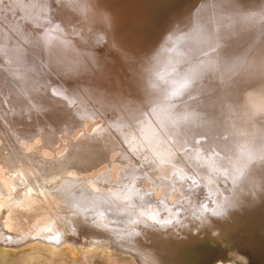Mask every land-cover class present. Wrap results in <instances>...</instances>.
Listing matches in <instances>:
<instances>
[{"label": "rangeland", "instance_id": "obj_1", "mask_svg": "<svg viewBox=\"0 0 264 264\" xmlns=\"http://www.w3.org/2000/svg\"><path fill=\"white\" fill-rule=\"evenodd\" d=\"M240 1L245 3L251 1L256 2L257 0ZM230 2L231 0H217L215 2L214 0H60V2L57 3V0H0V130L15 138L14 135L17 136L19 131H23L27 128L28 122L31 123L32 121V123H36L35 120L37 121L41 114L43 116L41 121L49 122L57 132H59L58 128L66 131L63 133L60 131V136H57L62 142L58 139V143L57 139V141L53 139L55 140L52 142L54 146L50 144L53 149L57 145L58 150L55 151L49 147L48 149L50 150H47V152H52L54 155H57L58 152H61L60 150H66L64 155H69V148L72 145H70L69 141L71 142V139L75 137L72 135H76L80 140L83 137L82 135L88 131L92 132V135H97L100 133L99 131L104 129L107 130L108 128L118 132L121 130V124L117 125L115 128L117 119L122 120L123 118H125L124 125L126 126L134 127L136 123L138 126L144 125L148 121L147 115L150 114L148 110L152 108V105L158 106L157 109H159L161 113L171 107L168 105L169 102L175 100L173 99L174 96L169 93V87H171L169 84L171 83L168 81L171 80L165 78L170 70L168 72L166 69V75L163 76V79L157 77V82L153 80V77L156 76L153 74L156 70H159L158 66L162 64L160 63L161 61H159V57H161L165 63H169V60L173 61V63L169 65L173 66V71H176L178 66H180L176 58L181 57L182 62H180L185 65L196 55V47L199 46L197 47L198 50H200V47L205 49V60H201V62L198 60L199 63H196L197 69H193L196 76L200 75L197 76L196 79L210 88V98L219 102L218 106H216L215 103H213L212 106V115L210 117L212 120L214 119L215 126L213 125L211 131L213 133L218 132L219 136H221L220 141L224 142L227 147L234 148L235 155L237 154V158L241 163L242 159H246L247 155L251 154V151H248V147L255 148L257 145L259 147L261 146L260 149L262 145L264 147V141H261L262 144L257 142L258 139L256 136L258 128H260L258 127L259 124L264 122V113H260L256 103V99L262 101L261 97L264 95V66L260 67L257 65L258 63L254 61L255 53H253V49L260 50L262 48V51L264 48L260 45V48L256 46L257 43H251L252 39L257 34L256 31L255 33L253 31V24L250 26L248 24L247 26V23H240L239 30L240 33H242L241 36L243 40L246 38L247 41H238L234 29V22L232 23V18L227 19V12L230 11V7L226 4ZM245 7L243 6L242 9ZM193 10H195V15H193ZM245 11H247V9ZM197 17H199V19H197ZM260 19L262 20V16H260ZM261 27L263 29H261L260 32L264 31V23L261 24ZM198 28H203L201 30L205 32L202 42H199L200 44L197 43L200 41L196 40L198 38L197 36V38H195L194 35L190 36L192 33L194 34L196 31H200L197 30ZM244 29L245 31H243ZM175 31L179 33L184 32L186 37L178 39L169 53H163V47L166 46L165 42L168 41V34L174 33ZM245 33L247 34L245 35ZM251 33H253L252 35H254V37H251ZM191 37L195 39L194 42H197H192L193 39H191ZM250 37L251 41L249 40ZM185 43L189 44L186 45ZM201 43L203 47L200 46ZM184 44L186 45L185 47L183 46ZM194 44H197V46ZM252 44L255 45V47ZM193 45L194 48L192 49ZM187 46H190V50L189 48L187 49ZM251 47L254 48L251 50L249 49ZM161 48H163L162 54H160ZM191 49V54L196 52L193 57L190 54ZM193 50L195 51L193 52ZM250 51L252 53H250ZM187 54H190L188 55L189 58L183 61V59H186ZM201 54L199 53V55ZM252 59L254 63H252ZM248 61L249 64L251 63L250 65ZM251 70H253V72ZM186 75H188L186 72H178L176 74L178 79ZM149 76L156 85L148 81ZM255 79L261 81L258 85L259 87ZM179 80L181 81L183 79ZM174 82L175 80L172 83L171 89L175 88L173 87L174 85L176 88L180 85L178 81ZM157 83L164 86L163 90L160 89ZM151 87H153V90ZM154 88L159 94V99L161 101L154 99L153 96L156 95ZM43 100L45 103L47 102L49 104H45ZM57 104L58 107L56 106ZM63 107L65 113L81 111L82 114L80 115L84 116L80 122V118L77 120L73 119L75 114L69 117V122L71 123L70 128L73 131L65 127L64 124L61 126L56 125L49 118L55 115V111L57 112L58 108L61 109ZM216 111H218V119L215 118L217 116ZM34 112L36 116H34ZM206 114L208 117L210 112L207 110ZM106 117L108 119L113 118V121H107ZM130 121L136 123H131ZM67 129L70 130V132L67 131ZM128 129L129 128L126 127V132H128ZM140 129L141 128L138 130ZM78 132L79 134L77 135ZM81 132L82 134H80ZM174 133H179L182 139L179 140L185 145L187 144V146L184 149H175L169 157L171 160L167 163L156 160L151 150L148 151L149 159L145 160V163L140 161L139 156L135 158V155H133V153H135L133 152L134 150L137 154L139 147L131 145L133 142L131 141L133 138L132 134H128L126 138H123L120 136L121 132L119 135L116 133H109L114 145L112 143L110 144L114 147H108L106 152L109 151V148L110 151L108 156H106L107 158L101 156V160L105 158V162L102 161L104 164L102 163L97 169L95 168L92 170L94 175L92 174L91 177L96 178V170L101 176L104 174V169H106L105 174L108 172L111 173L114 170V173H108L109 175L106 176L111 180L115 177L114 182H116L117 179L116 184L122 187H124L126 183H130L129 185L132 187V190H127L130 191L128 192L130 195L127 199L129 197L132 198L128 200L130 202L126 200L128 203H131L132 200L138 202H141V200L145 201L146 196H153V199H160V201L162 200L164 202L167 200L168 203L169 200H173V203L171 201L170 203L174 205L180 203V206H183L180 207V209L183 208L186 215H192H190L191 219L188 218L187 220L186 218L188 221V228L192 234H194L195 231H197V234H201L202 228L199 229L201 225L195 229L194 225L200 224V222L195 223V220L199 216L203 217V214H205L204 209L208 211L210 209L211 212L216 210V212L211 214L213 218L216 217L215 219H212V216H205L206 219L207 217L208 219H204V221L210 222V225L204 222L208 231L210 230L209 228H213L212 225L217 226L220 220L225 219L227 223H224L227 225H223L224 223H222L220 228L228 229L230 227V230H228L232 233L235 229L237 230L238 228L241 229L244 227L243 221L250 216L249 212H255L256 214L253 216L262 219L259 222L260 227L257 229V238L261 239L264 235V201H262V199H264V193L262 192L264 186L261 185V182L255 180H258L257 177L264 180V178H262L264 175L261 176L258 174V162L254 161L250 169L248 168L249 174L248 176L245 175L246 178L242 180H246L245 184L247 187L246 189H242L241 186L235 183L236 181L233 182V180V183L228 181L230 175L226 173L225 170L221 169L220 166L211 169L209 166L211 163H207L209 159L213 164L215 158L213 155L218 154L216 151L218 150L217 148L223 150L219 145L216 146L214 142L216 139L212 138L213 135H211V133H204L207 138L203 135V137H205L202 140L203 142L205 140H207V142L213 140L214 145H212L213 142L211 141L208 143H212V146L208 148H206L208 144L205 147L202 146L203 155L205 153L207 155V152L209 155V157H203L202 161L199 158L201 155L199 150L196 147L188 146V126L177 129ZM136 134V137H138V131ZM158 136L159 135H157V137ZM98 137L99 136H94V139H86L90 141L101 140L100 142L104 143V147L102 143L100 147L102 146L103 148L101 147L99 150H102L98 151V149H96L97 144L99 146L100 142L95 145L96 147L94 149L98 152H102L111 139L109 140V137H104L95 140ZM208 137L211 139L208 140ZM38 138H28L24 142H27V145L30 147H34L36 144L35 142H37L35 139L38 141L40 140V138ZM197 139L194 142L200 144V139ZM163 140L164 139L159 138L157 143L154 144L155 149H160L161 153L164 151L161 150L158 143H163ZM173 140V137H169L168 142L173 143ZM41 143L40 147L42 148L44 142L41 141ZM47 144L49 145V143H46V145ZM63 144L66 147H64ZM21 145L23 144L21 143ZM82 147L83 146L77 147V152L80 151ZM126 148L129 149L127 150ZM245 148H247V150ZM33 149L34 148H32L31 151ZM86 149L91 150L88 147ZM130 149L131 151H129ZM155 149H153V151ZM261 150L262 151L259 150L258 153L260 152L262 157H264V153H262L264 152L263 148ZM131 152L132 154H130ZM211 152L214 154L212 155ZM125 153H128L133 159L129 158L128 161V158L125 157L127 154ZM104 154L105 152L103 151V155ZM210 154L212 156H210ZM74 155H78L75 156L77 158L79 157V153H75ZM261 155H259L260 158H262ZM148 161H150V163ZM184 161H195V163L198 162L199 164L203 162L202 165H204L207 170L204 171L200 169V171L203 173L202 175H205L206 184L201 182L198 173L190 169L188 170V174L187 172L186 174L183 172L184 175H187V181L189 180V183L186 182L185 186L182 185L183 182L171 183L165 179V176H162L164 173L161 169H163V167L172 166V170H174L169 171V179L175 177V174L181 171L178 170L181 169V167L177 162L187 163ZM122 162H125V164ZM139 164L142 166L139 167ZM224 164L227 165V163ZM130 165L131 167H128ZM134 165L139 167L140 170L142 168L144 173L141 174L143 171L135 169L136 167ZM124 167H127V170ZM132 167L136 171L133 169L134 172L130 171L129 168ZM117 169L119 171H124L125 169L127 174L125 173V175L123 173V176H120L121 173L117 171ZM2 170L0 168V172H2ZM137 170H139L138 177L136 176ZM87 172L89 175H86V177H89L92 172L91 170ZM112 174H114L113 178L111 177ZM128 174L133 175L129 176ZM97 176L99 177V175ZM121 177L123 178L121 179ZM140 179H145L146 181L144 180V182L142 180V182L149 187L147 188L146 185L142 187L140 185L141 187L137 188L139 193H137L135 191L138 190H134V186H131V182H138ZM174 179H176V181L178 180V178ZM160 181L166 182L163 184L164 187H162L163 182L161 183ZM210 182L213 183V186L211 185L209 187L216 191L215 195H212L213 191L208 187ZM122 183L125 184L123 185ZM175 184L181 186L179 187ZM169 185H171L170 187L172 189L170 188L169 191L172 190V194L170 193L169 195L167 190V194H165L166 192L163 190L162 192H165V195H161L162 188L165 189L166 187L167 189ZM11 188H13V186ZM140 189L141 192L143 190V193H140ZM185 189L188 191L192 189V192L190 193ZM230 189H233V191L231 190L232 193L227 192L230 191ZM182 190L186 191V193H190L188 198L186 193H183ZM195 190H197V193L194 192ZM158 191H160L161 194ZM198 191H202V193ZM181 192L184 194L182 198L180 195L182 194ZM133 193L134 195L136 194V197H134ZM131 195L134 198L131 197ZM174 195L177 196L175 197ZM218 195L219 197L221 196L224 201H227V199L228 201L223 202ZM165 196L166 198H164ZM178 196L180 201L176 199ZM0 197H2V195H0ZM4 197L10 198L11 196L4 195ZM137 197H141L142 199ZM217 198L219 200H217ZM213 199L214 201H212ZM192 200L193 202H191ZM217 201L219 204H221L220 202L224 204L219 206ZM116 204L118 205L120 203ZM111 206L114 210L116 209L115 212ZM111 206L101 205L100 207L106 208V210L108 209L107 211L110 210L108 213L105 209H98L97 213H88L86 216L87 220L78 222L79 227V223H81L87 228H81L79 231H71V233H67L68 235L65 234L68 237H65V235L63 239H61V237L58 240V242H60L58 245L49 244V242L44 241L41 236H36L35 238V234L34 236L33 234H29L28 237L20 242L6 241L5 244H8V246L2 244L4 242L0 241V264H139L136 258L139 256L134 251L132 252L134 256L129 253H124L126 249L121 245L126 239L120 240L113 234H109L108 236L105 234L101 235L100 232L98 233V230H95L98 229L95 223H104V220L101 221L97 217L101 211L109 215L113 213L115 218L113 220H121L122 224L126 223L124 220H127L128 217L125 216L130 215L129 211L126 210V206L118 205L117 207L115 204ZM109 207H111V209H109ZM217 207L219 209H217ZM230 210L234 211L232 212ZM202 211L204 212L202 213ZM217 212L220 214L217 215ZM236 217H243L241 219L238 218V220H243H234V222L233 219ZM31 221L29 223L35 226ZM240 222H242V227H238V225H241ZM236 224L237 228H234ZM112 225L108 228L115 231H126L133 228L129 227L126 229L123 227L124 225H120L119 222H113ZM91 226H94V229ZM89 227L90 230L92 228L91 231L88 229ZM231 228L234 230H231ZM226 229L221 231L218 235L226 233L225 231H228ZM79 232H82V234ZM89 232H91L95 238H99L103 242L108 239L105 245H110L103 248L95 244V247H92L98 240L93 241L89 239ZM213 233L211 234L212 236ZM211 235L207 237L209 241ZM201 236H204V234H201ZM241 239H243V237H241ZM263 256V253H260L261 259L258 263L257 259H255L245 264H264V262H262V259H264ZM111 258H115L116 261L112 262Z\"/></svg>", "mask_w": 264, "mask_h": 264}, {"label": "bare ground", "instance_id": "obj_2", "mask_svg": "<svg viewBox=\"0 0 264 264\" xmlns=\"http://www.w3.org/2000/svg\"><path fill=\"white\" fill-rule=\"evenodd\" d=\"M215 1H217V0H214V2ZM226 5H228L230 7V9H229L230 11L227 12V19L232 18L231 21H232V23L234 22V26H235L234 29H235L236 38L238 39V41H240V42H244V40L247 41L246 38H244V40H243V37L241 36L242 33H240V30H239L240 29V23H247V26H248V24H249V26L251 24H253L252 26L254 27V30L253 29H251V30H253L254 33L256 31L257 34L254 37V35H252L253 33H251V35H252L251 37H254V38L251 41V37H250L249 40L251 41V43L252 42L257 43L256 46L259 47V45H260L261 47L264 48V31L260 32V30L263 29L261 27V24L264 23V0H257L256 2L251 1V2H245V3L241 2L240 0H234V1L231 0V2L229 4H226ZM243 6L244 7L246 6V7L244 9H242ZM246 9H247V11H245ZM256 13H258V14H256ZM260 16H262L263 21L260 19ZM201 29H203V28H198L197 30H200V31H198V32L196 31L194 34L192 33L190 35V36L194 35L195 38L198 37L196 40H200V41H198V42L196 41L197 43L202 42L203 35H205V32H203ZM243 31H245V29ZM182 33L175 31L174 33L168 34L169 35L167 38L168 41L165 42L166 46L163 47L164 48L163 53H169L171 51V48L176 44V41L178 39L186 37L185 33L184 32H182ZM246 34L247 33H245V35ZM190 36H189V38H190ZM191 39H193V38L191 37ZM194 40L195 39H193V41L192 40H190V41L194 42ZM196 42H194V43H196ZM185 44L183 45L184 47L189 43H187L186 45ZM194 45L197 46V44H194ZM194 45H193L192 49L194 48ZM200 46L203 47V44L201 43ZM253 46L255 47V45H253ZM189 47L187 46V49ZM197 47H199V46H197ZM197 47H196L197 53L194 52L195 50H193L194 53L191 54L192 49L190 51L191 56L193 57V55L196 53V55H194V57L195 58L197 57V58L195 59L193 57L192 60H189V62L186 63L185 65H183V63H181L182 62L181 57L176 58L177 62L180 64V66H178V69H176V71H173V69H172L173 66L169 65V64L173 63V61L169 60V63H165L162 60V58L159 57V61H161L160 63H162V64L160 66H158L159 70L155 69L156 71L153 75H156V76L153 77V80L155 82H157V80H158L157 77L159 79H161V78L163 79V76L166 75V73H165L166 69L168 72L170 70L169 74L167 73L168 75L165 77V78H167V80H171V81H168L169 83H171V84H169V86H171V87H169V93L170 94H172V92L175 89L179 88L180 85H178V84H181L183 82V80H181V81L179 80V79H183V78H179V79L177 78L176 74L178 72L179 73L186 72L188 74H194L195 79L191 82L189 87L181 90L180 95L173 97V99H175V100L172 102H169L168 105L171 107L168 108L165 112H163L161 110L162 112L160 113L159 109H157L158 106L152 105V108L150 110H148L150 114H148V112H147L148 121L144 125L138 126L136 122L130 121L131 123L132 122L136 123V124H134L136 126H134V127L126 126V125H124L125 118H123L122 120L117 119V122H116L117 124L115 125V128L117 125L121 124V127H120L121 130H119L118 132L113 131V129H111V128L110 129L108 128L107 130L104 129L102 131H99L100 133L97 135H92V132L88 131L82 135L83 137L80 140L77 138L76 135H72L75 137H73V139H71V142L69 141L70 145L72 144L70 146V148L68 147L70 150L69 155H64L66 150L62 151V150H60V148H59V150L61 152H58L57 155H54L52 152H47V150H50V149L55 150V151L58 150L57 145H56L57 147L55 146L53 149V147H52L53 143L52 142L55 141L56 139L57 140L59 139V138H57V136L59 135L60 131H62V133L66 132V131H63L62 129L58 128L59 132H57L55 130V128L49 122L41 121L42 117H43L41 114L40 115L38 114L39 117H38L37 121L35 120L36 123H32V121H31V123L28 122L27 128L23 131H19V134L17 136L14 135L15 138L8 135V133L0 130V168H1V170L2 169L4 170V171L2 170V172H0V195H2V197H0V241L4 242L2 244L8 246V244H5L6 241L20 242V241L24 240L26 237H28L29 234L30 235L33 234V236L35 234V236H34L35 238H36V236H38V237L41 236V238L44 241L49 242V244L58 245L60 243V242H58V240L61 237H62L61 239H63L64 238L63 236L65 234H67V233L69 234V233H71V231H79V229H81V228H87L84 224L82 225L81 223H79L80 224V227H79L78 222L87 220L86 216L88 213H92V212L97 213L98 209H103V210L105 209L106 210V208H100L101 205L111 206V205L115 204L117 207H118V205L119 206H122V205L126 206V210L129 211L130 215L125 216V217H128L129 220L128 219L124 220L126 223L122 224L121 220H113V219H115L113 216V213H111V215H109V214H105L101 211V213H99V215L97 217L101 221L104 220L103 221L104 223H99V222L95 223L97 225V228H98L95 230H98V233L100 232L101 235L105 234L108 236L109 234H113V235L117 236V238H119L120 240L126 239V241H124L121 245V246H123L124 249H126L124 253L125 254L129 253V254L134 256V254L132 253L134 251L139 256V257L135 256L138 259L139 264L140 263H142V264H215V263H218V264H245L251 260L254 261L255 259H257V263L260 262V259H261L260 253H263V255H264V239H263L264 232L262 234L263 236L261 235L262 236L261 239L257 238L258 237L257 229H259V227H260L259 222L262 219L261 218H259V219L255 218L256 216H253L256 214L255 212H249L250 216L248 218H246L245 221H243L244 222L243 228H241V229L238 228L237 230L236 229L234 230L233 228H231V230H234V232L232 233L229 231L230 227L228 226L229 230L224 228V229L228 230V231H225L226 233H224L226 235H224L222 233L220 235H218L221 231L224 230L223 228H220V226H222V223L226 222L227 220L226 221H225V219L220 220V222H218L217 226L212 225L213 228H209L210 230L208 231L207 230L208 228L205 227V223H208V221L207 222H205V221L208 219L209 216H212L211 214L216 212V210H214V212H211V210L209 208H208L209 211L204 209L205 214H203V217L199 216V217H197L198 220L197 219L195 220V223L200 222V224L194 225V229L196 227H199V225H201V227L199 228V229L202 228L200 233L204 234V236H201V234L199 235V233L198 234L196 233L197 231H195V233L192 234L191 231L189 230L187 220H188V218L191 219L192 215L191 214H190L191 216L186 215L185 214L186 212H184L183 208L180 209V207H183V206H180V203L176 204L174 202L176 204V205H174V204L170 203L171 200H169V203L166 199H165L166 202H164L162 200L160 201V199L157 200L156 198H155L156 199L155 200V199H153L152 193H151L152 197L146 196V194H145V196H146L145 201L141 200V202H138V201L132 200L133 202L131 201V203H128V202H130L128 200H131L132 198L129 197L130 199L129 198L127 199V197L130 195L128 193L130 191H127V190L128 189L132 190V187H130V185H129L130 183H126V184L124 183L125 184L124 187L116 184L117 179H116V182H114L115 181L114 180L115 177L113 178L114 174H112V176H111L113 178V180L109 179L106 176V175L111 174L112 172L114 173V170L111 173L108 172L109 174L108 173L105 174L106 169L103 168L104 174H102V176L99 173H97V170H96V173H95L96 178L98 177L97 175H99L100 179H99V177L97 178L99 180L91 177L93 174L92 170L95 168L97 169L98 166L102 165V163L104 164V162H105L104 159L107 158L106 156H108L110 148L114 147V146H112L113 141H112V138L109 136V133H111V134L116 133L119 135L121 132L120 136L123 138L124 137L126 138L128 134H132L133 138L131 141H133V142L131 145L132 146L135 145L136 147H139L137 154H136V151L134 150L133 152H135V153H133V155H135L134 156L135 158L139 156L140 161L144 162L145 160H148L149 159L148 151L151 150L153 155H155L156 160H161L162 163H167V162H169V160H171V159H169V157L175 149L178 150V149L186 148L187 144L185 145L184 143H182L179 140V139H181L180 134L174 133V132L177 129H182V128L187 127V126H188V146L196 147L199 150V152L201 153V155L199 156L201 161L203 160V157H207V156L209 157L208 152H207V155L205 152H204L205 154L203 155L202 146L205 147L208 144V146H206V148H208L209 146L214 145V142H215L216 146L219 145V147H222L223 150H221L220 148H217L218 150H216V151L218 152V154H214L211 152L212 155L214 154L213 156H215V158L213 160V164H212L211 160H209V159L207 160L206 158L205 159L208 161L207 163H211V165L213 166L212 167L209 164L211 169L212 168L214 169L215 167L220 166L221 169L225 170L226 173H228L230 175V178L228 180L230 183H233L236 181L235 183L238 184L239 186H241L242 189H246V187H247V185L245 184L246 180L245 181H242V180L244 178H246V176H248V174H249L248 168L250 169L251 164L254 161L258 162V164H259V169H258L259 173L258 174L261 176L264 175L263 174L264 173V162H263L264 157H262L260 152L258 153L259 150L262 151L261 150L262 148L264 150L263 145H262L261 149H260L261 146L259 147L258 145H257L258 147L255 146V148L254 147L253 148L248 147V151L250 150L251 154H248V155L246 154L247 155L246 159H242L241 160L242 162L240 163L238 158H237V154L235 155L234 148L227 147V145L224 142L220 141L221 136H219L218 132L213 133L211 131V129L213 128V125L215 126L214 119L212 120V118L210 117L212 115V106H213V103H215V105L218 106L219 102L214 100V99H211L210 98L211 89L208 88L203 82H199L196 79V77L200 76V75L196 76V74L194 73L195 71L193 69L194 68L197 69L196 63L201 62V60H203V61L205 60L204 59L205 58L204 57L205 49H202L200 47V50H198ZM254 47H251L249 49L252 50V48H254ZM163 48H161L160 54H162ZM261 49L260 50L259 49L258 50L253 49V53H255V56L253 55L255 57L254 61H256L258 63L257 65H259L260 67L264 66V49L262 51H261ZM189 50H190V48H189ZM254 50H255V52H254ZM198 51H200V52H198ZM199 53L200 54L202 53V54L199 55ZM250 53H252V52L250 51ZM190 54H187L186 59H183V61L187 60L189 58L188 55H190ZM197 54H198V56H197ZM198 60H199V62H198ZM252 61H253V59H252ZM254 61L252 63H254ZM248 64H249V61H248ZM250 67H249V69H250ZM260 67H258V68H260ZM251 71L253 72V70H251ZM252 75H253V73H252ZM153 80L149 76L148 81L152 82ZM174 80H175V82L178 81V84H177L178 87L176 88V86L174 85L173 87H175V88L171 89L172 83ZM255 81L257 83V86L259 85V83H261V81H258L256 79H255ZM152 83L154 85H156L154 82H152ZM157 85L160 86L161 90H163L164 86H162L159 83H157ZM154 87H156V86H154ZM151 89L153 90V87H151ZM155 90L156 89L154 88V92L156 93V95L153 96L154 99L161 101L159 99V94ZM261 100L262 101L256 99L257 109L260 111V113L261 112L264 113V95H263V97H261ZM44 103H45V101H44ZM47 104H49V103H47ZM56 106L58 107V104ZM154 106H156V107H154ZM198 107H200V108H198ZM176 108H177V110H176ZM63 109H64V107L61 109L58 108L57 112L55 111V115L50 116L49 118L56 125L61 126L64 124L65 127H67L68 129L71 130V128H70L71 123L69 122V117L72 114H75L73 119L77 120L78 118H80L79 119V122H80L82 117H84V116L80 115V114H82L81 111L80 112L73 111V113L72 112L71 113H65V111ZM204 110H205V112H204ZM207 110L210 112V115L208 117H207L208 113L206 114ZM30 111H31V109H30ZM201 112H203V113H201ZM217 112L218 111H216V115H217L215 117L216 119H218ZM33 114H34V116H36L35 112ZM185 116H187V119H183V117H185ZM30 117H31V115H30ZM29 120H30V118H29ZM107 121L112 122L113 118H111V119L107 118ZM47 123H49V124H47ZM99 126H100V123H99ZM126 127L129 128L127 130L128 132H126V130H125ZM258 127H260V128H258L257 135H256L257 139H258L257 142L261 143V141H264V122L260 123ZM139 128H141V129L138 130ZM68 129H67V131L70 132V130H68ZM205 129L207 132L205 131ZM71 131H73V130H71ZM137 131L139 134L138 137H136ZM204 133H206V134L211 133V135H213V137L212 136L211 137L216 139V140H214V142H213V140H211L213 142V144L211 143L212 145L210 143H208L211 141L207 142V140H205L204 141L205 143L202 141L203 138H205V137L207 138L206 134H204ZM78 134H79V132L77 133V135ZM80 134H82V132ZM157 135H159V136L157 137ZM203 135H205V137H203ZM94 136L95 137L99 136L95 140L102 139L104 137H106V138L109 137V140L111 139V141H109V144H108L109 146L107 145L106 148L103 149V151L105 152L104 155H103V151L98 152V151L102 150V149L99 150V148L102 147V146L100 147V145L103 143V142H100L101 140L100 141H90V140L86 139V138L94 139ZM33 137H35V138L39 137L40 140L38 141L35 139V141H37V142L34 141L36 143L35 146L30 147L29 145H27V142H24V141H26V139H28V138L32 139ZM169 137L174 138L173 143L168 142ZM66 138H68V137H66ZM159 138L164 139L163 143H158L161 150L164 151L163 153H161L160 149L157 150L154 147V144L157 143V140ZM197 138L200 139V141H201L200 144H196L194 142V141H196ZM53 139H55V140H53ZM210 139L211 138L208 137V140H210ZM59 140H61V139H59ZM59 140H58V143H59ZM41 141L44 142V145H42V148L40 147ZM61 142H62V140H61ZM98 142H100L99 146L97 144ZM21 143L23 145H21ZM46 143H49V145L48 144L46 145ZM58 143H56V144H58ZM87 143H89V144H87ZM110 143H112V144H110ZM50 144H52V145H50ZM96 144H97L98 148L95 146ZM102 145L104 147V143ZM105 145H106V143H105ZM63 146H64V144H63ZM80 146H83V147L80 151L77 152L76 148L80 147ZM45 147H47V148H45ZM49 147H50V149H48ZM64 147H66V146H64ZM87 147L91 150H87L86 149ZM95 147H96V149H98V151H96L94 149ZM108 147H110L109 151L106 152ZM32 148H34V149L31 151ZM199 148H201V149H199ZM126 149L128 150L129 148H126ZM131 149L129 151H131ZM153 149H155V150L153 151ZM245 149L247 150V148H245ZM75 153H79L78 158L75 157V156H78V155H74ZM262 153H264V152H262ZM66 154H68V153H66ZM125 154H127V155H125V157L128 158V161H129V158L133 159L128 153H125ZM130 154H132V152ZM212 155L210 154V156H212ZM259 155H261L263 160H262V158H260ZM101 156H103L105 158H103L101 160V158H102ZM221 156H224V157H221ZM139 160H138V162H139ZM102 161H104V162H102ZM99 162H101V163H99ZM133 162H135V161H133ZM148 162L150 163V161H148ZM184 162H187V163L177 162V163H179V166L181 167V169H178V170H181V171H180V173L178 171V173H176L175 177H173L172 179H169L170 176L168 175L169 171L172 170V166L171 167L169 166L166 168L163 167V169H161V171L163 170V173H164V174H162V176H165V179L171 183L183 182L184 184L182 183V185L185 186V183L188 182L189 180L187 181V179H188L187 175H184L183 172L185 174L187 172V174H188V170L190 169V170L198 173L199 177L201 178L200 179L201 182L203 184H206L205 183L206 182L205 175H202L203 173L200 171V169H202L204 171L207 170L205 168V166L202 165L203 162L201 164H199L198 162L195 163V161H184ZM122 163L125 164V162H122ZM224 163H227V165ZM134 166L136 167V165H134ZM138 166L141 167L142 165L140 166V164H139ZM128 167H131V165ZM139 167H136L135 169L140 170ZM176 167H177V165H176ZM124 168L127 170V167H124ZM103 169H101V170H103ZM125 169H124V171H119L117 169V171H119L122 174V175L120 174V176H123V173L125 174L127 172ZM129 169H130V171H133V170L136 171L133 167L129 168ZM89 170H91L92 173H90L91 175L89 177H86V175L87 176L89 175L87 172ZM139 170H137V172H136L137 174L135 173L137 177H138ZM108 171H109V169H108ZM140 171H143V172H141V174L144 173V170H142V168ZM235 173H237V174H235ZM128 175L131 176L133 174H131V175L128 174ZM137 177H135V178H137ZM122 178L123 177H121V179ZM157 178H158V176H157ZM174 178H178L179 181L178 180L176 181V179H174ZM257 178H258V180L256 179L255 181L261 182V185L264 186V180H262L259 177H257ZM262 178H264V176ZM145 179H140L141 181L138 180V182H135V181L131 182V186H134V190H138L137 188H140L141 186L143 187V185H146V184H143L146 181ZM194 179H196V178H194ZM247 179H249V178H247ZM142 180L143 181L145 180V181L142 182ZM130 181H132V180H130ZM253 181H254V179H253ZM147 182H148V180H147ZM160 182L161 183L163 182L162 187H164L163 184L166 182H164V181H160ZM211 183L212 182H210L208 184V187L211 185L213 186V183L212 184ZM178 184H175V185L180 187L181 185H178ZM11 185L13 186V188H11L12 187ZM172 185H174V184H172ZM220 185H221V181H220ZM222 185H223V183H222ZM170 186L171 185H169V187L167 189H166V187H165V189L162 188V190H161L162 194L160 193V191H158V192L161 195H163L165 192H166L165 194H167V191H168V194L170 195V193L172 191V190L169 191V189L171 188ZM146 187H147V185H146ZM209 188L212 189L211 187H209ZM141 189H140V193H143V190L141 192ZM163 190L165 192H162ZM197 190H195L194 192L197 193L196 192ZM231 190L233 191V189H230V191H227V192H231ZM186 191H188V190H186ZM186 191H183V193L184 192L186 193ZM212 191H213L212 195H215L216 191H214L213 189H212ZM235 191H237V190H235ZM135 192L139 193V190L135 191ZM188 192L191 193L192 189H191V191L189 190ZM198 192L202 193V191L201 192L198 191ZM262 192L264 193V189L262 190ZM183 193L180 194L181 198H182V195H184ZM190 193H186L187 198H188V195H190ZM174 194H175V191H174ZM4 195H9L11 197L5 198ZM133 195H134V193H133ZM178 195H179V193H178ZM137 196H139V195H137ZM179 196L176 198L178 201H180ZM131 197H133V196L131 195ZM134 197H136V194L134 195ZM218 197H219V195H218ZM137 198H139V197H137ZM164 198H166V196ZM185 198H184V201H185ZM219 198L223 202L228 201V199H227V201H224L221 196ZM139 199H142V198L140 197ZM189 199H190V197H189ZM126 200L128 202H126ZM194 200H196V199H194ZM217 200H219V199L217 198ZM212 201H214V199ZM229 201H230V199H229ZM262 201H264V199H262ZM171 202L173 203V200ZM191 202H193V200ZM116 203H120L121 205L120 204L117 205ZM220 203L221 204H219L217 201V204H219V206L224 204L222 202H220ZM226 204H228V203H226ZM181 205H182V202H181ZM111 207H109V209H111ZM123 209H124V207H123ZM173 209H175V210H173ZM217 209H219V208L217 207ZM113 210H114V208H113ZM115 210H114V212H115ZM118 210H121V209H118ZM109 211H107V213ZM196 211H198V210H196ZM230 211H232V210H230ZM122 212H119V213H122ZM203 212L204 211H202V213ZM207 215H208V217L206 219L205 216H207ZM101 216H102V218H101ZM186 218H187V220H186ZM215 218L216 217L213 218V216H212V219H215ZM238 218H240V217H236L235 219H233V221L234 220H237V221L243 220V219L238 220ZM241 218H243V217H241ZM124 219H126V218H124ZM204 219H206V220L204 221ZM29 220L30 221L32 220L31 222L35 226L31 225L29 223L30 222ZM96 220H97V218H96ZM113 222H116V223L119 222L120 225H122V226L124 225L123 227L126 229H128L129 227L130 228L133 227V228L131 230H126V231H122V230L115 231L113 229H109L110 226L113 224ZM226 223H224L223 225H225ZM229 223H231V222H229ZM191 224H192V222H191ZM208 224L210 225V222ZM237 224H236V227H234V228H237ZM240 224L241 225H238V227L239 226L242 227V222H240ZM209 225H208V227H209ZM212 226H210V227H212ZM230 226H231V224H230ZM115 227H111V228H115ZM92 228H91V230H92ZM88 229L90 230V227ZM82 232H79V233L82 234ZM212 233H213V236L211 235ZM88 234L90 235L89 239H91L93 241L98 240L96 243H94V245H92V247H95V244H96V246H98V247L101 246L103 248L107 245L108 246L110 245V244L105 245L106 241L108 239L106 241H104L105 242L104 243L99 238H95L91 232H89ZM67 235H65V237ZM210 235H211V239L209 241L207 237L208 236L210 237ZM241 237H243V239H241ZM68 258H70V257H68ZM263 258H264V256H263ZM111 259H112V262L116 261L115 258H111ZM262 262H264V259H262Z\"/></svg>", "mask_w": 264, "mask_h": 264}, {"label": "snow or ice", "instance_id": "obj_3", "mask_svg": "<svg viewBox=\"0 0 264 264\" xmlns=\"http://www.w3.org/2000/svg\"><path fill=\"white\" fill-rule=\"evenodd\" d=\"M60 0H57V3H59ZM193 15H195V10H193ZM197 19H199V17H197ZM195 79V75L194 74H188L185 77H183V82L180 84L179 88L175 89L172 92L173 96H178L181 93L182 89H185L187 87L190 86L191 82ZM183 119H187V116L183 117ZM217 215H219L220 213L217 212Z\"/></svg>", "mask_w": 264, "mask_h": 264}]
</instances>
